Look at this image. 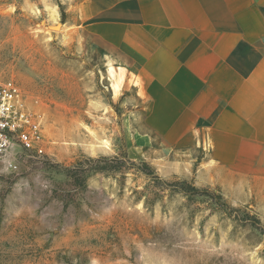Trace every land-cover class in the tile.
<instances>
[{
	"label": "rangeland",
	"instance_id": "obj_1",
	"mask_svg": "<svg viewBox=\"0 0 264 264\" xmlns=\"http://www.w3.org/2000/svg\"><path fill=\"white\" fill-rule=\"evenodd\" d=\"M64 1L0 0V82L45 136L0 165V264H264V184L204 174L210 143L135 139L145 113L113 101Z\"/></svg>",
	"mask_w": 264,
	"mask_h": 264
},
{
	"label": "crops",
	"instance_id": "obj_2",
	"mask_svg": "<svg viewBox=\"0 0 264 264\" xmlns=\"http://www.w3.org/2000/svg\"><path fill=\"white\" fill-rule=\"evenodd\" d=\"M63 3L113 101L145 113L135 127L149 133L135 139L192 153L210 143L204 174L264 184V0Z\"/></svg>",
	"mask_w": 264,
	"mask_h": 264
},
{
	"label": "built area",
	"instance_id": "obj_3",
	"mask_svg": "<svg viewBox=\"0 0 264 264\" xmlns=\"http://www.w3.org/2000/svg\"><path fill=\"white\" fill-rule=\"evenodd\" d=\"M21 151L43 155L45 136L41 121L25 103L21 86L7 80L0 82V165L15 171L12 157Z\"/></svg>",
	"mask_w": 264,
	"mask_h": 264
}]
</instances>
